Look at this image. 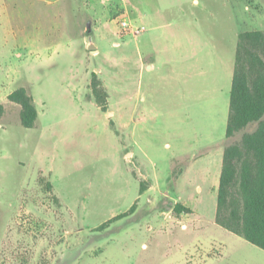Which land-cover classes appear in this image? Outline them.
Returning a JSON list of instances; mask_svg holds the SVG:
<instances>
[{
	"label": "rangeland",
	"instance_id": "374dc122",
	"mask_svg": "<svg viewBox=\"0 0 264 264\" xmlns=\"http://www.w3.org/2000/svg\"><path fill=\"white\" fill-rule=\"evenodd\" d=\"M255 30L264 0H0V264H264L216 220L225 149L258 125L226 137Z\"/></svg>",
	"mask_w": 264,
	"mask_h": 264
},
{
	"label": "trees",
	"instance_id": "16d2710c",
	"mask_svg": "<svg viewBox=\"0 0 264 264\" xmlns=\"http://www.w3.org/2000/svg\"><path fill=\"white\" fill-rule=\"evenodd\" d=\"M234 59L226 137L258 125L225 149L216 220L264 250V30L240 33ZM9 98L22 106V124L34 127L38 111L27 89H16ZM3 112L0 104V118Z\"/></svg>",
	"mask_w": 264,
	"mask_h": 264
},
{
	"label": "crops",
	"instance_id": "0c3cea01",
	"mask_svg": "<svg viewBox=\"0 0 264 264\" xmlns=\"http://www.w3.org/2000/svg\"><path fill=\"white\" fill-rule=\"evenodd\" d=\"M174 7H176V6H174ZM160 9V8H159ZM172 9H173V7L172 8H170V9H166V10H163V9H160L158 12H157V14H159V16H161V17H163L164 18V20L165 21H163L162 23H158V24H156V25H159V26H157V28H160V27H163V28H165L166 29V32H165V34H168L170 37H172L173 38V45H171L172 46V48H170V47H168V46H165V48H166V50H168V51H170V50H178V51H183L184 50V46H183V41L181 40V37H180V35H179V32H178V30H175V29H173V28H171V25L173 24V23H167L168 21L165 19V16L166 15H171V11H172ZM188 38H189V42H190V44L191 45H193V46H195V45H197L198 44V42H196L193 38H192V36H188ZM152 66V68H153V64L151 65ZM163 77H164V75H162ZM152 190V189H151ZM150 191V190H149ZM153 191V190H152Z\"/></svg>",
	"mask_w": 264,
	"mask_h": 264
},
{
	"label": "built area",
	"instance_id": "2783aa9c",
	"mask_svg": "<svg viewBox=\"0 0 264 264\" xmlns=\"http://www.w3.org/2000/svg\"><path fill=\"white\" fill-rule=\"evenodd\" d=\"M119 22L125 31L130 32L134 35H138L144 32L146 29L144 25L139 26L133 23L131 19H129L128 14L126 12L120 15Z\"/></svg>",
	"mask_w": 264,
	"mask_h": 264
}]
</instances>
